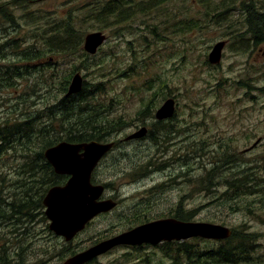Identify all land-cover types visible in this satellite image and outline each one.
I'll return each instance as SVG.
<instances>
[{"label":"rangeland","instance_id":"obj_1","mask_svg":"<svg viewBox=\"0 0 264 264\" xmlns=\"http://www.w3.org/2000/svg\"><path fill=\"white\" fill-rule=\"evenodd\" d=\"M88 1L0 0L13 15V23L0 20V124L3 120L9 123L27 119L32 127L36 113L40 118L45 107L65 95L63 86L73 73L79 72L91 86L88 92L94 91L97 84L104 85V94L94 92L93 98L85 99L87 106L95 97L101 107H108L107 113L106 109L101 111V118L124 123L108 138H117L116 146L94 172L95 182L108 186L104 197L116 201V208L95 218L67 243L47 234L44 216L28 223L21 219L22 224L14 227L22 234L17 236L12 233V226L1 224L0 237L6 236L11 242L18 238L16 243L27 246L21 255L28 264H62L71 257L67 256L69 252H82L135 226L134 216L172 211L174 218L187 213L195 222L255 234L257 252L247 264H264V204H252V212L247 213L243 203H255L264 196L251 195L248 182L252 175L258 177L252 186L264 193V43H259L256 51L244 48L243 54L226 47L216 66L206 61L214 43L230 42L231 31L243 32L247 27L256 35L264 32V19H258L259 13L264 14V0H167L150 11H146L147 7L151 9L147 0H133L132 4L124 0L125 7L130 8L129 16L132 13L128 20L104 29H98L94 21L83 24L79 19L71 20L85 35H105L106 42L95 55L81 58L75 53L44 52L45 56L35 61L34 50L41 48L43 21H61L69 10L80 15L78 10ZM122 6L116 10L120 17H124ZM247 39L245 46L249 44ZM233 44L244 47L235 41ZM26 50L31 52L28 57L32 55L28 60L20 55ZM8 68L29 73L23 72L21 78L15 79L7 74ZM3 70L7 77H3ZM167 98H173L176 107L172 116L165 119L168 123L162 124L170 130L166 145H161L154 133L152 143L128 140L127 136L134 132L130 127L137 125L138 131L147 126L151 131L153 125H158L151 115ZM75 118L65 116V123ZM75 120V126L81 127L83 122ZM26 129L23 127V131ZM223 154L231 164L229 168L221 169L222 163L211 162L213 159L208 162L212 155L219 159ZM149 155L160 159L149 157L147 164ZM24 165L25 159L19 154L8 152L0 156V188H5L0 190L1 197L5 198L14 187L12 184L25 178L21 177ZM212 169L217 175L210 179ZM232 180L240 181L235 183L239 189L245 186V197L225 202L224 184ZM135 206L140 208L133 212ZM42 212L44 215V209ZM206 245L194 241L188 255L164 245L140 250L119 248L92 264H218L220 258L214 250H210V255L200 253Z\"/></svg>","mask_w":264,"mask_h":264},{"label":"trees","instance_id":"obj_2","mask_svg":"<svg viewBox=\"0 0 264 264\" xmlns=\"http://www.w3.org/2000/svg\"><path fill=\"white\" fill-rule=\"evenodd\" d=\"M32 1L35 2L36 0ZM165 1L167 0H147L145 3L148 6H151V9L147 7L146 11L155 9L157 6H159ZM132 2L133 0H130L127 4H132ZM258 3L261 4L263 2L259 1ZM23 4L26 5V1H24ZM127 4H125L124 0H122V2L121 0H89L78 10L80 15H74L69 10L66 18L62 19L61 21L53 22L52 20H44L42 29L43 33L41 34V36H39L41 48L34 50V60L37 61L40 57H43L42 55H44V52L50 55H69L75 53L76 55L78 54L79 56H81V58H86L87 55L82 50V42L85 33L79 31L78 26L77 28H75V26H73L75 21L71 20L79 19L81 20L80 22H83V24H85L87 21H94L95 24L98 26V29H104L108 25L120 22L122 19H124L125 21L132 17V13H130V16L128 14V10H130V8L125 7V5ZM140 4L141 7H145L143 3L140 2ZM121 6L123 8L120 11H123L124 17H120L118 12H116V10H118V8ZM242 7H244V5ZM251 7H253L251 9L255 10V7L253 5H251ZM10 9L11 8L9 6L5 7L4 5L0 4V20H10L13 23V15L11 14ZM36 18L38 19L37 16ZM41 18L45 19V16H42ZM250 19H252L254 23L256 22L254 20L255 18ZM258 19L260 21L263 20L264 14L259 13ZM36 24L37 22H35L34 25ZM44 24L48 25L44 28ZM245 35H247V37L249 38H245ZM230 38L231 40L228 44V48L238 50L243 54L244 48L250 51H256L257 47L259 46V43H264V32L256 35L255 32L247 29L246 27L245 31L243 32L242 30H236V32L231 31ZM245 39H247V42L249 43L247 46H245ZM233 41H235L236 45H242L244 47L234 46ZM30 53V51L26 50L24 52V55L22 53H20V55L24 57L25 60H28L32 57V55L28 57V54ZM18 70V68L17 70H12L8 68L7 74L10 75L11 78L19 79L23 76V72L29 73L27 70ZM5 73L6 72H4L3 77H7ZM71 76L72 75L69 76V79ZM68 82L69 81L67 80L63 86L62 90L64 93H66ZM6 85L10 86V84ZM90 87L88 86L87 82L84 81L81 92L70 97H65L64 95L55 104H52L49 107H45L40 112V118H37L38 113H36V117H32V119H34V125L32 127L29 126L30 121H28L27 119H24L23 121H19V119L12 120L9 123L6 122V120L1 121L2 123L0 124V156H3V154L5 153L12 152L13 154H19L23 159H25V165L21 169V175H23L21 177L25 178L21 180L18 184H12V186L14 187L7 191L8 194L5 196V198L0 196V225L2 224L12 226L13 230H15L12 231V233L15 236L22 235L21 233H18V231L16 232V229L14 228L16 225L22 224L23 221H21V219H24V221L28 223L38 216H44L42 212V199L45 193L50 187L55 185H62L67 179L65 176H58L54 174L52 168L44 159L43 152L47 148L54 146L60 141H66L70 143H80L91 140L105 141L111 135L117 133L119 130L122 129L124 123L120 122V119L109 120L105 117L101 118V111L106 109L107 113L108 107H101V102H97L95 97L92 103L87 106L85 97L93 98L91 94H93L94 92L98 93V95L105 93L104 85L97 84L94 86V91L88 92V89H90ZM142 114L145 115L143 113V110ZM65 116L76 117L75 119H80L83 124L81 125V127H76L75 125L78 123H76L75 119L72 122H68L66 124V120L64 119ZM151 118H153V115H151ZM39 120H41L40 123H42V125L39 124ZM47 120H51V122L47 123ZM53 122H56L57 125H53ZM162 124H159L160 126L153 125L151 131L155 135H158L156 137L160 140L161 145H166V142L169 140L168 132L170 130L169 128H165ZM23 127H27V129L23 131ZM150 143H152V141ZM224 155L225 154H223V158L219 159L216 158V155H212L211 158L208 159V162L213 159V161L211 162L219 164L222 163V165L220 164L221 169L223 167L229 168L231 164H229L228 158ZM149 157L152 158L154 161L160 159L157 156L149 155L147 156V164H149L150 161ZM28 161L29 163H27ZM163 163L164 162H162L161 165ZM215 173L216 169H212L210 172V179L213 175H217ZM252 179L248 182L251 183ZM237 182L240 181L234 182L232 180V182H227L226 184H224V186L227 187L225 202H228V200L234 201L239 197H245V186H243L244 184L242 183L243 187L239 189L238 186L235 185V183ZM205 183L208 184V182ZM4 189L5 188L1 186L0 190L4 191ZM257 193L264 195L262 191H255L254 189H252L251 195H257ZM243 203L244 211H246L247 213H251V205L264 204V196H261V200H259L257 203L246 201ZM234 205L235 207H239V205L237 204ZM138 208L140 207L135 206L133 208V212H135ZM192 212L193 215H195V212ZM166 214L169 215L171 213L170 211H168ZM166 214L163 215L155 213L151 215H137L134 216V219L136 221L135 224L140 225L153 219L162 218L165 217ZM179 216L185 217L186 220L187 213L184 215L179 214ZM172 217H174V215ZM29 239L31 240V238ZM0 241V264H28L27 261L22 259L21 255V253L26 249L27 246H25L24 244L21 246L16 243L18 241V238L15 239V242H11L7 240L6 236H2L0 237ZM199 242L207 244L205 247H201L200 253L210 255L211 251L214 250L215 255L219 258H221L222 253H225L226 263H236V257H238V254H240L241 264H247L253 261V255L257 252H255L254 250L256 236L252 233H240L238 231L233 230L231 238L228 239L223 245L213 244L211 242L203 240H200ZM12 248H14V251L9 252V250ZM189 248L190 247L188 246V244H179L176 247L175 251L176 253L181 252L184 255H188L190 254ZM236 252L238 253L236 254ZM74 253L75 252H69L67 256H72L74 255ZM16 258H18V261H16ZM217 261V263L219 264L220 259Z\"/></svg>","mask_w":264,"mask_h":264},{"label":"water","instance_id":"obj_3","mask_svg":"<svg viewBox=\"0 0 264 264\" xmlns=\"http://www.w3.org/2000/svg\"><path fill=\"white\" fill-rule=\"evenodd\" d=\"M105 36L101 32L89 33L84 37L83 50L94 55L104 43ZM224 42L214 45L208 61L217 64L221 58ZM82 89V77L76 73L69 84L67 96L77 94ZM174 111V101L169 99L157 110V120L167 119ZM145 130L132 135L140 138ZM110 144L94 141L81 144L59 143L44 152V158L59 175L69 177L63 186L50 188L42 200L45 216L50 221L49 229L55 235L71 240L95 216L107 213L116 204L111 201H99L102 186L90 183L91 173L100 158L110 150ZM230 231L219 225L207 223H183L172 219L159 220L138 226L106 241L100 242L89 249L68 258L63 264H85L114 247L121 245L136 246L141 244L156 245L162 241L183 240L191 237L206 239H224Z\"/></svg>","mask_w":264,"mask_h":264},{"label":"flooded vegetation","instance_id":"obj_4","mask_svg":"<svg viewBox=\"0 0 264 264\" xmlns=\"http://www.w3.org/2000/svg\"><path fill=\"white\" fill-rule=\"evenodd\" d=\"M226 44H227V42H226ZM155 124H162V123H158V122H154ZM166 123V122H165ZM137 125L136 126H134V127H130V131L132 132V131H134V132H136L135 130L137 129ZM145 127V129H146V133H145V136L144 137H141V138H139V139H132V140H141L140 142H143V141H149V140H151V138H152V131H150V129L149 128H147V126H144ZM134 132H132L131 134H133ZM131 134H129V135H131ZM128 135V136H129ZM172 138V137H171ZM117 139V138H116ZM116 139H111V140H108V142H113V144L115 143V141L114 140H116ZM127 140V139H126ZM149 142H151V141H149ZM114 147H115V144H114ZM212 165V164H211ZM224 168V167H223ZM253 177L252 178H254V179H252V181H251V183H250V186H251V188L253 189L254 188V186H252L253 185V183L256 181V180H258V177H256V176H254V175H252ZM245 188V187H244ZM246 188H247V186H246ZM254 190L255 191H257L255 188H254ZM257 198L259 197V196H256ZM258 202V201H257ZM256 202V203H257ZM170 213L171 214H173V212L172 211H170ZM171 214H166V216L165 217H162V218H173V219H177V220H180V221H182V222H195L194 221V218L193 217H190V215L189 216H187V218H186V220H185V217H172L173 215H171ZM193 214V213H192ZM47 234L48 235H50V236H53V233H50L49 232V228L47 227ZM195 241V239L193 238V239H189V240H186V241H183V242H170V243H165V245H168V246H171L172 248H175L176 249V247L180 244V243H184V244H188V246L190 247V246H192V243ZM223 244H225V242H222V245ZM147 247H149V246H147V245H144V246H140V249H144V248H147ZM124 249V248H123ZM127 249V248H126ZM176 252V251H175ZM222 252V251H221ZM238 252H236V254H237ZM228 254V253H227ZM236 260H237V262L236 263H228V264H241V259H240V254H238V257H236ZM93 263V262H92ZM92 263H87V264H92ZM220 263L221 264H224V263H226L225 262V253H222V255H221V258H220Z\"/></svg>","mask_w":264,"mask_h":264},{"label":"bare ground","instance_id":"obj_5","mask_svg":"<svg viewBox=\"0 0 264 264\" xmlns=\"http://www.w3.org/2000/svg\"><path fill=\"white\" fill-rule=\"evenodd\" d=\"M150 166V165H149ZM150 168V167H149ZM143 176V175H142Z\"/></svg>","mask_w":264,"mask_h":264}]
</instances>
